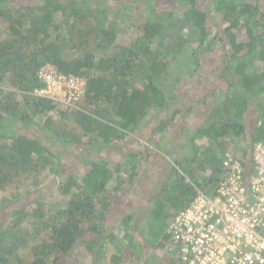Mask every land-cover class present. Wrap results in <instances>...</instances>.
<instances>
[{
    "label": "trees",
    "instance_id": "16d2710c",
    "mask_svg": "<svg viewBox=\"0 0 264 264\" xmlns=\"http://www.w3.org/2000/svg\"><path fill=\"white\" fill-rule=\"evenodd\" d=\"M129 16L133 36L119 45L116 20ZM47 66L84 83L72 106L35 96ZM188 75L196 89L172 94ZM192 103H205L200 122L188 120ZM167 135L196 143L195 154L172 151ZM233 138L247 144L236 157L250 170L253 145H264V0H0V264H73L77 252L80 264H183L166 230L198 190L214 192ZM152 149L169 169L136 218L119 191H138ZM65 168L58 200L43 206L47 193L33 189L23 193L33 210L16 203L27 182Z\"/></svg>",
    "mask_w": 264,
    "mask_h": 264
},
{
    "label": "built area",
    "instance_id": "2783aa9c",
    "mask_svg": "<svg viewBox=\"0 0 264 264\" xmlns=\"http://www.w3.org/2000/svg\"><path fill=\"white\" fill-rule=\"evenodd\" d=\"M55 70V69H54ZM49 68L38 78L35 96L73 105L84 83ZM250 170L231 152L223 153L222 175L211 194L200 190L166 230V250L183 264H264V145L255 143Z\"/></svg>",
    "mask_w": 264,
    "mask_h": 264
},
{
    "label": "rangeland",
    "instance_id": "374dc122",
    "mask_svg": "<svg viewBox=\"0 0 264 264\" xmlns=\"http://www.w3.org/2000/svg\"><path fill=\"white\" fill-rule=\"evenodd\" d=\"M116 23L118 24L117 27H118V31L120 33V35L118 37V43L117 44L126 45V43H128V41H129V39L133 36L132 35L133 34V32H132L133 29L130 26V23H131L130 16L127 19L125 17L122 18V19H118V20H116ZM221 24H224V23L221 22ZM220 38H221V36L219 37V39ZM219 39L216 41V44L214 46V48L217 49V50H220L219 49V45H220L221 42H220ZM112 52H113L112 49L108 51V53H110V54ZM215 57H216L215 53H208L207 54V58H209V60H211L213 62V65H215L214 61H213L215 59ZM49 68L54 70V68H52V67H49ZM180 83H181V85H180ZM178 84L179 85H177L176 83L174 84V88L175 89L173 90L172 94H176L177 93L178 95L185 96L186 95L185 92H188L190 90L196 89V79L193 78L190 75L185 76V77H182V76L179 77ZM167 85H168V83H166V82L164 83V85H162L164 91H167V89H166ZM204 93H206L205 90L198 91L199 98L203 97ZM209 96H210V93L208 91L207 97H206L207 103H208V100L210 99ZM184 101H185V103H187V100H184ZM201 105H202V103H195V106H194L193 103H192V108H191L192 112L188 116V120H190L191 118H194L195 116H197V118L195 119V122L196 121L200 122V120L205 116V113H203L204 110H205V108H204L205 107V103L203 104L202 107H200ZM158 113H159V116H161L163 114L162 111H160ZM145 121H147V120H145ZM188 127H190V126H188ZM185 130H188V129L187 128L184 129V131H183L184 133H186ZM172 136L173 135H167L169 143L170 142H175V143H170L169 147L171 148L172 151L182 150L181 154H183L182 157H184V158H191L193 156V154H195V149H193V147L198 148L196 143L188 142V143L181 144L182 142L180 143V141H184L185 138H182L179 141V140H174L175 137H172ZM138 140H140V139H138ZM140 142H142V141L140 140ZM141 144H143L142 147H145V145L147 143L146 142H142ZM232 144H231V147H230V151H232L235 155L236 154L237 155H241V153H242L241 149H243L247 145V144H244L242 141H239L238 139H235V138H233ZM179 145L183 146V147L179 148L178 147ZM134 147H135L134 148L135 150H139V148H140L137 143H136V146L134 145ZM190 147H191V150L193 149V154H189L188 150L190 149ZM74 148L76 150L80 151V148L79 147H75V146H72L70 148V150L72 151V149H74ZM245 149H248V147H246ZM146 154L143 153V156L146 155ZM187 154H189V155H187ZM162 156H163V154H161V153L157 152L156 150L152 149V151H150L148 153V155H147V161L145 160V161L141 162L142 165L140 167L138 177L135 179V180H140V182L137 181L135 183V185H134V186H136L135 189L138 190V191H136V193H135V191H133V192H130V191L129 192H125V190H124V192H122V191L120 192L119 191L120 197L122 198V200H124L123 202H125V201H128V202L132 201L133 202V203H130L131 207L129 208V210H130V212L132 211V212H135L137 214L136 218H138L139 214H142V213H145L146 216L148 215V211H146V208L148 207V205L145 202L151 201L150 200V198H151L150 196H152L151 192L156 187L157 183L162 180L163 176H166L165 172H166V170L169 169V166L167 165V163L169 162V157H162ZM63 157H64V160H65V163L67 164V166H71L72 167L75 164V160L77 161V159L75 158V154L74 153H70L68 155H63ZM178 158L180 159L181 157L178 156ZM122 163H123V161H122ZM65 172H67V168L63 169L61 173L60 172L57 173L54 170H50V171L47 170L44 173L40 174L39 177H37L35 180H33V183H32V181L27 182L26 185L22 186L20 188V190L16 194L23 195V193L29 192V191H31L33 189L41 190L43 192V194L47 193V197H49L48 199H45V198L42 199L43 206H45V205H47L49 203V199L50 200H58V197L56 195L57 194V192H56V187H57L56 183L59 180L61 181L63 179V177H66L65 176L66 175ZM139 183H140V185H139ZM110 185L108 186L109 190L111 189ZM127 185H128L127 183L123 184V186H127ZM123 186H121L120 189H123ZM138 186H139V188L142 191L137 188ZM116 195L117 194H115V196ZM141 197H143V199ZM22 198H23V201L21 202V201L18 200V197H17L15 199L16 203L18 205L24 204V205H26V207H25L26 209L33 210V208L31 206H33L35 201L32 199L31 195H29V196L23 195ZM130 199H136V200H130ZM118 207H120V206H118ZM118 207L111 208L110 210L112 211V210L115 209L114 211L117 212V208ZM171 211H173V210H171L168 207V208L165 209V211H163V212H161L159 214V217L161 219L169 217V214H170ZM144 225H143V227H144ZM119 227L122 228V226H114L113 227L114 231L116 230L115 232H118V228ZM146 230H145V228L143 229L144 233H146ZM124 232L125 231H123V233ZM139 243H140V241H139ZM136 246H138V244H136ZM139 246H140V244H139ZM107 247H108L107 255H108V257H111L113 255L114 249L109 244H107ZM145 250H147V248ZM147 252H148L147 254L149 255L147 258H150V260L153 263L157 262V260L155 258H159V257L154 256L152 254V252L150 253V251H148V250H147ZM135 254H136L135 257H138L136 252H135ZM154 254H157V252L155 251ZM71 258L73 260V264H80L82 260L83 261L85 260V256L82 253H80V252L75 253ZM153 259H155V260H153ZM172 264H174L173 261H172Z\"/></svg>",
    "mask_w": 264,
    "mask_h": 264
},
{
    "label": "flooded vegetation",
    "instance_id": "af4514ba",
    "mask_svg": "<svg viewBox=\"0 0 264 264\" xmlns=\"http://www.w3.org/2000/svg\"><path fill=\"white\" fill-rule=\"evenodd\" d=\"M181 142H182L181 144H184L183 141H181ZM170 143H175V142H170ZM170 143H169V145H170ZM181 144H180V145H181ZM180 145H179L178 147H179V148H182L183 146H180Z\"/></svg>",
    "mask_w": 264,
    "mask_h": 264
},
{
    "label": "clouds",
    "instance_id": "9594fccd",
    "mask_svg": "<svg viewBox=\"0 0 264 264\" xmlns=\"http://www.w3.org/2000/svg\"><path fill=\"white\" fill-rule=\"evenodd\" d=\"M237 155V154H236Z\"/></svg>",
    "mask_w": 264,
    "mask_h": 264
},
{
    "label": "crops",
    "instance_id": "0c3cea01",
    "mask_svg": "<svg viewBox=\"0 0 264 264\" xmlns=\"http://www.w3.org/2000/svg\"><path fill=\"white\" fill-rule=\"evenodd\" d=\"M148 202V201H147Z\"/></svg>",
    "mask_w": 264,
    "mask_h": 264
}]
</instances>
